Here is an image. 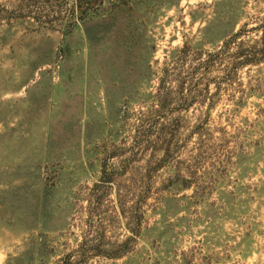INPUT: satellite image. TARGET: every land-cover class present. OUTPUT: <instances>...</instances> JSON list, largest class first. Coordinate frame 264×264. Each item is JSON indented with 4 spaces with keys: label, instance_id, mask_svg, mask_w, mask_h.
Listing matches in <instances>:
<instances>
[{
    "label": "rangeland",
    "instance_id": "obj_1",
    "mask_svg": "<svg viewBox=\"0 0 264 264\" xmlns=\"http://www.w3.org/2000/svg\"><path fill=\"white\" fill-rule=\"evenodd\" d=\"M264 0H0V264H264Z\"/></svg>",
    "mask_w": 264,
    "mask_h": 264
},
{
    "label": "trees",
    "instance_id": "obj_2",
    "mask_svg": "<svg viewBox=\"0 0 264 264\" xmlns=\"http://www.w3.org/2000/svg\"><path fill=\"white\" fill-rule=\"evenodd\" d=\"M240 34L241 31L236 32L232 35V37L224 42V48L225 46L228 47L230 42H234V45L237 47V50L233 53L234 58H241L239 60L238 64H251V63H257L260 60L264 58V41H261L262 43L260 46L253 45L248 46V48H242L239 44L241 42L240 40ZM264 35V33H263Z\"/></svg>",
    "mask_w": 264,
    "mask_h": 264
}]
</instances>
